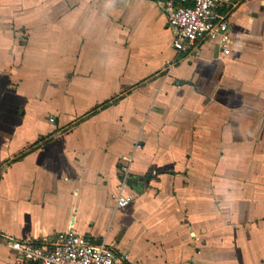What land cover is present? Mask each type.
Masks as SVG:
<instances>
[{"label":"crops","instance_id":"obj_1","mask_svg":"<svg viewBox=\"0 0 264 264\" xmlns=\"http://www.w3.org/2000/svg\"><path fill=\"white\" fill-rule=\"evenodd\" d=\"M167 1L0 0V264L63 233L132 264H264V0H232L227 51L185 55Z\"/></svg>","mask_w":264,"mask_h":264},{"label":"built area","instance_id":"obj_2","mask_svg":"<svg viewBox=\"0 0 264 264\" xmlns=\"http://www.w3.org/2000/svg\"><path fill=\"white\" fill-rule=\"evenodd\" d=\"M164 13L172 34V47L180 55L196 52L205 41L216 43L223 51L231 44L232 0H168ZM131 163L129 158L122 167V183L115 197L120 208L131 202L122 194L131 179ZM10 248L31 264H132L128 254L105 245H92L86 237L72 233L38 242L11 241Z\"/></svg>","mask_w":264,"mask_h":264}]
</instances>
